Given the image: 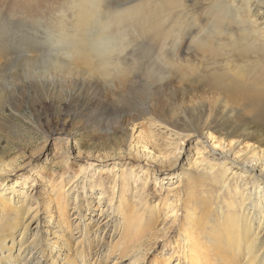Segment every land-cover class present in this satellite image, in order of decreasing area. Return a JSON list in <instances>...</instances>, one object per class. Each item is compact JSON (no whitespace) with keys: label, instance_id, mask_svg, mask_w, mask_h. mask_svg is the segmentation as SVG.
Returning a JSON list of instances; mask_svg holds the SVG:
<instances>
[{"label":"rangeland","instance_id":"rangeland-1","mask_svg":"<svg viewBox=\"0 0 264 264\" xmlns=\"http://www.w3.org/2000/svg\"><path fill=\"white\" fill-rule=\"evenodd\" d=\"M134 1L111 0L109 5L116 6L119 2L118 6H122ZM192 1H188L190 6ZM67 3V0H0V41L10 42L8 49L15 51H44L45 54L38 55L45 58L49 52L63 50L65 46L56 42L62 36L59 29H69L76 21L69 14ZM190 10H195L191 19L194 20L195 16L199 22L186 30L183 44L172 38L162 45L166 43L167 48H172L174 44H180L183 62L188 60L204 76L211 71L206 68L204 59L208 55L203 56L191 40L206 38L208 30L211 32L212 21L207 16V7H190ZM65 11L67 16L64 18L67 19H63ZM228 27L240 39L239 28L230 24ZM132 39L135 41L129 44V64L141 52L161 47L148 37ZM231 40L230 35H225L221 44L232 55L238 52L231 48ZM33 47L35 49H31ZM2 55L0 193L4 186L8 189L18 181L16 201H24L27 197V206L37 207L39 212L34 218L37 212L32 210L33 215L28 217L30 230L23 247L26 251L22 264H48L42 252L48 246L54 250L52 257L55 261L50 262L53 264H190L179 236V229L185 221L182 204L186 198L184 184L180 183L181 176L190 160L200 161L204 157L221 159L223 151L218 140L223 136L217 132L235 120L240 110L247 111L246 106H239L234 101L225 102L211 85L198 79H174L170 85L154 80L148 82V64L140 69L139 77L120 86L90 76L83 64L71 63L70 67L69 64L65 66L67 68H54L47 59L25 63V59L17 55L9 62V58L2 59ZM236 56L230 62L241 59ZM151 59L147 56L141 61L151 62ZM215 62L226 65L221 59ZM25 64L27 66L23 67ZM59 68L65 69L61 71ZM208 116H212L215 122L211 124V130L201 132ZM223 144L228 147L231 139L225 138ZM245 145L250 143L247 141ZM151 155L159 158L158 163L151 159ZM180 155L177 166L170 169ZM170 160L172 163L168 164ZM160 161H165L163 165L166 166L161 167ZM88 166V179L104 181L107 187L113 183L114 174L120 173L119 170L139 174L137 187L133 181L132 188L145 192L149 206L162 209L152 238L125 257H110L111 248L119 239L116 224L120 220L109 210L106 198L99 201L102 191H90V197L82 201L83 204L77 199L78 193H82L90 180L87 182L80 176L81 180L68 186L70 229L59 232L56 206H47L50 200H55L51 195L52 184H60L61 178L67 182L81 168ZM178 191H181L182 199L179 206L176 204ZM128 198H134V190ZM166 199L168 202L163 209ZM87 201L93 202L91 210ZM50 216H53L52 220ZM86 224H89L87 228ZM67 243L71 247L69 263L65 258L69 249ZM34 244L36 246L33 247ZM82 247L85 253L83 262L80 259ZM18 252L17 247L14 255ZM4 257L0 256L3 260L0 264H8Z\"/></svg>","mask_w":264,"mask_h":264},{"label":"bare ground","instance_id":"bare-ground-1","mask_svg":"<svg viewBox=\"0 0 264 264\" xmlns=\"http://www.w3.org/2000/svg\"><path fill=\"white\" fill-rule=\"evenodd\" d=\"M188 1L135 0L132 4H123L124 6H118L119 2L116 6H110L111 0H67L69 14L76 21L69 29H59L62 36L56 42L65 46L63 50L49 52L50 55L45 58L38 55L44 51L36 49L31 52L28 48V51H15L8 49L10 42L7 44L0 41V55L4 53L2 59L9 58L10 62V58L19 56V53L27 54L19 56L25 59L23 62L47 59L54 68H63L68 64L70 67L71 63L83 64L90 76H96L111 85L118 83L120 86L139 77L140 69L148 64V82L154 80L170 85L174 79H198L211 85L225 102L234 101L238 105H245L247 111L240 110L235 120L231 119L224 126L220 125L222 128L217 133L224 139H231L228 147L223 144V138L218 140L223 151L221 159L204 157L200 161L190 160L183 171L180 183L184 184L183 192L186 193L182 204L185 221L184 226L179 229V236L183 242V253H186L190 264H264V0H194L192 6ZM190 7H207V16L212 21L211 32L206 29V38L195 37L191 40L203 56L208 55L204 59L206 68L211 71L204 76L188 60L183 62L178 47L180 44H174L172 48H167L166 43L162 45L165 40L172 38L183 44L186 30L199 22L195 16L194 20L191 19L195 10L191 11ZM66 12L63 19H67L64 18L67 16ZM229 24L239 28L240 39L233 34ZM225 35L232 37L230 46L238 53L231 55V51L224 50L221 41ZM35 36L39 38V35ZM141 37H148L161 47L141 52L129 64V44L135 41L132 38L138 40ZM147 56L152 57L151 62L141 61ZM235 56L241 59L230 62ZM132 57L134 58L133 55ZM217 59H221L226 65L215 62ZM25 66L27 65L23 67ZM213 119L208 116L201 132L211 130V124L215 122ZM247 141L250 145L243 146ZM180 158L181 155L170 169L177 166ZM151 159L156 163L159 161L156 155H151ZM169 163H172L171 160ZM159 164L161 167L166 166L163 165L165 161H160ZM89 166L81 168L67 182L61 178L60 184H52L51 195L55 200H50L47 206H56L58 231L63 233L64 229H70L68 186L75 185L82 178L87 179V182L90 180V184L84 185L82 193H78L77 199L81 203L90 197V191H102L99 201L106 198L109 210L120 220L116 224L119 239L112 246L110 257H125L152 238L162 209L149 206L145 192L132 188L133 181L137 187L139 174L119 170L120 173L114 174L113 183L107 187L104 181L88 179ZM19 185L15 181L8 189L4 186L0 193V256H5L8 264H22L21 259L26 251L23 247L30 230L28 217L33 215L32 210L37 209L27 206V197L24 201H16ZM133 190L134 198L130 200L128 194ZM180 192H176L177 206L182 201ZM87 202L91 210L93 202ZM167 202L166 199L163 209ZM80 208L83 209V205ZM38 214L39 212L35 213L34 218ZM88 225H85L86 228ZM17 247L19 252L14 255ZM70 251L69 246L65 257L67 263ZM42 252L45 262L53 264L50 262L55 261L52 257L54 250L48 246ZM84 254L82 247V262Z\"/></svg>","mask_w":264,"mask_h":264}]
</instances>
